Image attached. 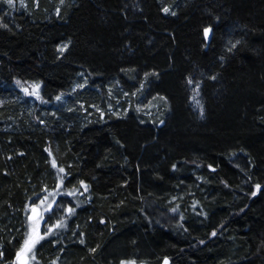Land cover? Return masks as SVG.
<instances>
[{
	"label": "trees",
	"instance_id": "1",
	"mask_svg": "<svg viewBox=\"0 0 264 264\" xmlns=\"http://www.w3.org/2000/svg\"><path fill=\"white\" fill-rule=\"evenodd\" d=\"M53 192L44 262L264 264V0H0V264Z\"/></svg>",
	"mask_w": 264,
	"mask_h": 264
},
{
	"label": "snow or ice",
	"instance_id": "2",
	"mask_svg": "<svg viewBox=\"0 0 264 264\" xmlns=\"http://www.w3.org/2000/svg\"><path fill=\"white\" fill-rule=\"evenodd\" d=\"M61 2L63 3V0H61ZM5 3H7L9 7H12L14 4V0H5ZM21 3H22V0H21ZM22 6H23V3H22ZM162 11L165 14H171L173 16L176 15L175 12L171 11L170 7H164L162 8ZM57 12H59V9H57ZM2 26L7 27L6 24ZM212 31L213 29L211 28V26L205 27L203 29V36H204L205 41L210 40ZM236 43L238 44L239 41H237ZM235 47H236V44H232L231 48H229L228 50L231 51ZM67 48H68V45L64 44L60 46L59 51L63 53ZM148 75H149L148 73H145L146 77ZM153 75H155V73H153ZM212 79H215V76H213ZM192 82L193 81L191 79L188 80L189 84H191ZM17 84L19 85L20 81H17ZM77 87H83V85H77ZM141 87H143V84L141 85ZM39 88H40V85L35 84L31 92H29L27 88H23L22 90L25 92V94L34 95L36 96L37 99H40L42 102H44L42 100V97L39 95ZM56 99L60 100L61 97L57 96ZM201 114H203L202 110H201ZM161 123H163V121H161ZM52 166L57 167L55 160L52 161ZM173 167H175V165H173ZM209 167L211 168V165ZM59 171L63 173L64 169L60 168ZM80 183L81 185L85 187V189L87 188V185H84L83 181H81ZM56 187L57 189H59L61 187V184L58 183ZM256 187L257 189L261 188L260 185H257ZM45 191H47V189H45ZM256 194H257L256 192L252 193L253 196H255ZM55 195H56L55 192L49 193V195L45 196L42 200H40L39 205L33 204L31 206H26V208L31 207L32 215L28 217V220L31 223L29 225V231L26 233L25 238L23 242L21 243V246L17 250L15 260L12 261V264H31V262L35 260V255L33 254V250L35 249L36 245L39 244L42 240H45V238L49 237L53 233L54 229L62 228L65 226L64 218H60L56 221L55 224L51 225L47 229V231L43 232V234H41L39 231V222L44 219V213L55 210L53 204H46V202L48 201L50 197H52L54 200ZM68 195H74V193L69 192ZM66 211L68 214H72L75 211V209L68 207ZM173 211H175V209H173ZM215 234L216 233L213 232V235ZM81 243H84V241L81 240ZM201 243H203V241H201ZM91 251H95V249H92ZM2 255L3 253H0V256ZM52 264H56V262L53 261ZM120 264H136V261L135 260H127V261L122 260ZM164 264H168L167 258H165Z\"/></svg>",
	"mask_w": 264,
	"mask_h": 264
},
{
	"label": "rangeland",
	"instance_id": "3",
	"mask_svg": "<svg viewBox=\"0 0 264 264\" xmlns=\"http://www.w3.org/2000/svg\"><path fill=\"white\" fill-rule=\"evenodd\" d=\"M28 0H22V3H23V6H22V3H21V0H14V4H13V6L12 7H9V8H11V9H20V8H23L24 6H25V3L27 2ZM4 2H5V0H4ZM6 5H7V3H6ZM8 6V5H7ZM23 88H25V87H23ZM22 88V89H23ZM21 89V92L24 94V95H28V94H25V92L23 91ZM28 90H29V92H31L32 90H33V87H31V88H27ZM30 97H32V98H36V96H34V95H31ZM55 199H56V196H55V198H54V200H53V198L52 197H50L49 199H48V201L46 202V204H54V202H55ZM40 204V202H37L35 205H39ZM48 212H45L44 213V216H45V214H47ZM42 221L43 220H41L40 222H39V227H40V224L42 223ZM33 254L35 255V260L34 261H32L31 262V264H52V262H44V260H39V258L37 257L38 255L36 254V249H34L33 250ZM16 257V256H15ZM15 257H14V259L13 260H15ZM12 264V263H11Z\"/></svg>",
	"mask_w": 264,
	"mask_h": 264
},
{
	"label": "water",
	"instance_id": "4",
	"mask_svg": "<svg viewBox=\"0 0 264 264\" xmlns=\"http://www.w3.org/2000/svg\"><path fill=\"white\" fill-rule=\"evenodd\" d=\"M30 215H32L31 210L29 211L28 217H29Z\"/></svg>",
	"mask_w": 264,
	"mask_h": 264
}]
</instances>
